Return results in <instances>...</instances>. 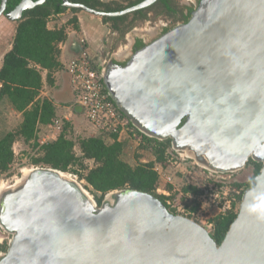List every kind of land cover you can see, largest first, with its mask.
<instances>
[{
    "label": "water",
    "instance_id": "95a60500",
    "mask_svg": "<svg viewBox=\"0 0 264 264\" xmlns=\"http://www.w3.org/2000/svg\"><path fill=\"white\" fill-rule=\"evenodd\" d=\"M44 1L20 0L5 16L18 21ZM152 1L114 12L60 4L108 17ZM102 81L138 131L205 168L261 163L236 217L218 244L148 192L114 190L96 207L69 175L33 168L0 197V226L12 235L0 264H264V0H200L123 65L108 58Z\"/></svg>",
    "mask_w": 264,
    "mask_h": 264
},
{
    "label": "trees",
    "instance_id": "16d2710c",
    "mask_svg": "<svg viewBox=\"0 0 264 264\" xmlns=\"http://www.w3.org/2000/svg\"><path fill=\"white\" fill-rule=\"evenodd\" d=\"M1 1V0H0ZM20 0H7L2 15L12 10ZM61 0H45L43 3L24 10L17 21L11 48L6 51L0 66V100L7 98L13 109L21 113L22 120L17 129L8 131L0 136V175L10 169L14 159L13 143L16 136L25 142L34 141L42 153L35 163H43L48 167L67 172L77 173L74 164L81 159H92L95 165L87 168L84 175H80L89 187L95 192L104 194L125 188L148 192L159 198L166 208L176 213L166 202L164 195L156 193L158 173L154 169V162L138 161L132 165L123 158L124 143L112 135V141L106 142L104 135L81 137L78 140L81 155H77L74 147L75 141L68 136L67 122L57 131L53 140L41 142L37 136L39 125H51L55 117V108L51 100L39 99L38 93L42 85L41 69L51 71L59 66L57 61L58 43L65 39L64 27L49 29L46 25L51 14L67 9L60 4ZM73 3H82L91 9L107 12L119 10L120 7H109L101 0H69ZM72 10H77L71 8ZM125 17V16H124ZM124 17H102L104 21L116 23ZM73 22H77L74 18ZM144 44L136 39L134 49ZM118 63L123 65L125 61ZM110 99V98H109ZM111 100V99H110ZM142 142L141 149H150L155 154L156 162L164 159L165 148L170 139L159 140L149 137L138 131L130 122ZM138 159V155L136 157ZM254 167V174L261 168V163L249 159ZM86 169V168H84ZM233 188H239V183H233ZM251 184H248L250 187ZM192 191L199 192L195 187ZM242 191L237 195L241 200ZM99 204L102 200H97ZM238 208L231 204V208L210 218L211 237L219 244L223 239L230 223L236 217Z\"/></svg>",
    "mask_w": 264,
    "mask_h": 264
},
{
    "label": "rangeland",
    "instance_id": "374dc122",
    "mask_svg": "<svg viewBox=\"0 0 264 264\" xmlns=\"http://www.w3.org/2000/svg\"><path fill=\"white\" fill-rule=\"evenodd\" d=\"M101 1L109 7H121L128 0ZM72 11L73 10L70 9V12ZM132 15L133 14L128 15L125 19L114 23L113 28L115 30L118 28L119 31L117 36L118 40H124V37L127 36L126 31L132 26L137 28L142 27L138 23L130 21ZM74 18L75 16L73 15L68 17L66 21L67 28H75L77 26V22H73ZM114 46L115 44L113 43L110 51ZM105 54L106 53H104V55ZM3 128L4 127H1L0 130L3 131ZM15 129H17V127ZM46 133V130L38 128L37 136L40 138L41 142L49 141V138H46ZM55 133L57 134V132ZM67 133L68 136L75 141L74 150L76 154L80 156L81 152L78 140L81 138V135L75 134L70 127H68ZM164 148V159L156 162L155 154L152 150L149 148L141 149L137 146L138 150L141 149L143 162L152 161L154 162V166L157 167L159 178L156 193L166 197V202L174 209L176 214H181L195 220L208 231L211 230L210 218L225 212L227 210L226 201L231 193L235 190H240L243 193V191L248 188V184L251 183L255 175L254 167L249 161L239 169L225 172L212 171L197 163L195 159L187 155L184 150L173 149L171 142ZM13 151L14 159L12 166L8 171L0 175V183L3 182L7 183L8 186H12L17 180L20 181L22 179L21 170L24 168H49L43 163L34 162V159H39L42 155L39 147L34 144V141L25 142L22 137L16 136L13 143ZM129 155H132V153ZM137 155H139L137 150H133V156H129L130 159H128L129 163L135 165L139 161V159L136 158ZM94 165L95 163L92 159H81L73 166V169H77V173L72 171L61 172L77 181L93 199L95 206L100 207L97 200L99 199L100 202L102 200L103 203L112 191L101 197V194L92 190L80 176L87 172V168H91ZM233 183H239V188H233ZM191 187H195L199 192L192 191ZM239 203L237 208L239 207ZM11 237V233L5 231L0 226V255L5 253Z\"/></svg>",
    "mask_w": 264,
    "mask_h": 264
},
{
    "label": "crops",
    "instance_id": "0c3cea01",
    "mask_svg": "<svg viewBox=\"0 0 264 264\" xmlns=\"http://www.w3.org/2000/svg\"><path fill=\"white\" fill-rule=\"evenodd\" d=\"M67 8L62 12L51 14L47 19L49 29L64 27L66 37L58 43L57 61L59 66L51 71L41 69L42 85L38 93L39 99H49L55 108V117H59L63 122H67L71 130L81 137L101 135L84 117L79 106L73 103L74 92L70 83V76L65 70V63L77 57L83 47L81 39H84L86 52L98 63L107 58L113 57L118 60L125 59L131 46V37H124L118 40V31L113 28L110 21H104L101 16L94 15L83 10H73ZM72 10V9H71ZM75 16L77 26L67 28L66 21L69 16ZM17 21L9 20L5 15H0V66L3 55L11 48L15 34ZM116 36V37H115ZM115 46L111 49L113 46ZM104 53H106L104 55ZM1 85V84H0ZM21 113L15 111L7 98L0 100V136L8 131L14 130L21 123ZM38 128L46 130V138L53 140L56 133L50 125H39ZM51 129V130H50ZM124 143L123 158L129 162V156H133V150H137L139 161L143 162L141 149L138 150L139 143L125 133L116 137ZM106 142L112 141V136L104 135ZM132 153V155H129Z\"/></svg>",
    "mask_w": 264,
    "mask_h": 264
},
{
    "label": "built area",
    "instance_id": "2783aa9c",
    "mask_svg": "<svg viewBox=\"0 0 264 264\" xmlns=\"http://www.w3.org/2000/svg\"><path fill=\"white\" fill-rule=\"evenodd\" d=\"M81 42L83 47L80 54L69 60L64 66L70 76V83L74 92L73 103L80 107L85 119L97 129L99 134L119 137L125 133L140 144L141 137L129 125L130 121L117 109L106 92L102 76L107 60L98 63L86 52L84 39H81ZM62 124L61 118L54 117L50 127L54 132H57L61 129ZM154 169L157 171V167ZM157 173L159 175L158 171ZM239 193L240 190L231 193L226 201L227 209L231 208L232 203L237 207L239 203L237 195Z\"/></svg>",
    "mask_w": 264,
    "mask_h": 264
},
{
    "label": "flooded vegetation",
    "instance_id": "af4514ba",
    "mask_svg": "<svg viewBox=\"0 0 264 264\" xmlns=\"http://www.w3.org/2000/svg\"><path fill=\"white\" fill-rule=\"evenodd\" d=\"M144 0H128L120 7V11L129 7H132ZM200 0H154L148 5L139 8L137 10H133L130 12H126L120 15L108 16V17H128V15H132L130 21L134 23H138L141 25V28H137L132 26L130 29L126 31L131 37V48L129 53L125 59H120L117 61H126L129 56L136 49V39H140L141 42L145 45L155 38L159 37L163 33L167 32L169 29L174 27L179 23H185L189 20L193 10L197 7ZM104 11V10H100ZM107 12V11H105ZM114 12V11H110ZM121 21V20H120ZM113 26V23H111ZM145 26V27H143ZM118 31V28L116 29ZM119 32V31H118ZM249 161V160H248ZM247 161V162H248ZM101 205V204H100Z\"/></svg>",
    "mask_w": 264,
    "mask_h": 264
},
{
    "label": "bare ground",
    "instance_id": "6f19581e",
    "mask_svg": "<svg viewBox=\"0 0 264 264\" xmlns=\"http://www.w3.org/2000/svg\"><path fill=\"white\" fill-rule=\"evenodd\" d=\"M22 171V177H26L29 175V173L32 171L31 169H27L24 168L21 170ZM68 176V175H67ZM17 183L19 182V180L16 181ZM9 186L7 185V183H0V197L3 195L4 191L8 188Z\"/></svg>",
    "mask_w": 264,
    "mask_h": 264
}]
</instances>
